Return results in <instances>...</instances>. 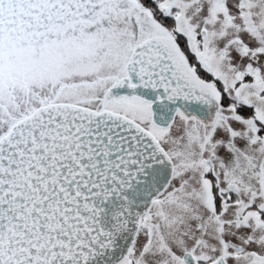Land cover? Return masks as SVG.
Returning a JSON list of instances; mask_svg holds the SVG:
<instances>
[{
  "label": "snow or ice",
  "instance_id": "snow-or-ice-1",
  "mask_svg": "<svg viewBox=\"0 0 264 264\" xmlns=\"http://www.w3.org/2000/svg\"><path fill=\"white\" fill-rule=\"evenodd\" d=\"M0 264H264V0H0Z\"/></svg>",
  "mask_w": 264,
  "mask_h": 264
}]
</instances>
